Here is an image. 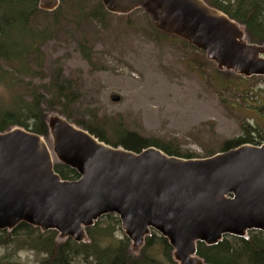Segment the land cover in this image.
Returning <instances> with one entry per match:
<instances>
[{"label":"water","instance_id":"95a60500","mask_svg":"<svg viewBox=\"0 0 264 264\" xmlns=\"http://www.w3.org/2000/svg\"><path fill=\"white\" fill-rule=\"evenodd\" d=\"M68 1L39 0L38 8L53 13ZM100 1L116 16L144 9L158 31L204 52L219 71L264 77V45L250 44L235 20L204 0ZM47 125L52 149L31 130L0 132V232L26 224L81 244L89 241L87 229L116 215L133 251L155 231L178 264H204L199 244L264 233V144L184 159L155 147H113L59 115ZM54 157L79 178L62 180Z\"/></svg>","mask_w":264,"mask_h":264},{"label":"rangeland","instance_id":"374dc122","mask_svg":"<svg viewBox=\"0 0 264 264\" xmlns=\"http://www.w3.org/2000/svg\"><path fill=\"white\" fill-rule=\"evenodd\" d=\"M96 11L97 0H84L62 6L57 19L33 18L34 30L46 31L49 39L40 59L29 61V76L0 65L1 125L7 126L4 112L26 115L36 99L47 120L61 111L70 122L96 119L112 143L121 124L196 159L221 153L226 142L242 137L243 125L256 129L257 141L264 137V77L219 71L204 52L158 31L144 9L126 16L104 9L95 17ZM58 75L72 97L66 109L53 103L50 84ZM112 95L121 100L112 102ZM113 233L125 236L121 225ZM42 259L37 251L0 248V264H40ZM75 264L87 263L80 258Z\"/></svg>","mask_w":264,"mask_h":264},{"label":"trees","instance_id":"16d2710c","mask_svg":"<svg viewBox=\"0 0 264 264\" xmlns=\"http://www.w3.org/2000/svg\"><path fill=\"white\" fill-rule=\"evenodd\" d=\"M38 1L0 0V65L7 64L11 72L18 75L29 76V61L40 59V49L49 39L46 31L34 30L32 27L33 18L37 14H46L57 19L62 6L71 2L81 3L84 0L62 2L59 9L53 13L40 11ZM97 1L99 11L101 14L105 13L101 1ZM204 1L210 7L222 11L235 20L244 29L246 40L250 44L264 45V0ZM99 11L95 12V17L100 14ZM183 42L191 46L187 42ZM60 81L58 75L50 84V87L55 90L53 103L56 104V107L64 105L63 109H66L71 104L72 97L64 89L66 85H62ZM20 111L19 114L16 110L4 112L3 119L6 120L7 126L0 124V132H8L14 127L31 130L33 133L43 136L51 148L47 117L44 111L40 110L38 101L36 99L32 101L26 110V115ZM54 112H57V108ZM59 115L69 122L71 121V117L67 116L65 111L59 112ZM31 121L34 122L32 125L29 123ZM96 122V119L88 122L83 118L70 123L88 131L100 141L113 147H121L135 153L155 147L171 156L196 159L192 155H183L172 151L156 141L146 140L121 128V124L114 133L116 142L112 143L106 138L104 124L97 125ZM242 129L244 133L242 137L226 142L222 152L244 144L260 146L264 142V137H260V141L254 140L257 132L254 127L243 125ZM54 170L62 180L74 181L79 178L76 171L56 160L54 161ZM120 225V220L116 215H107L92 228L86 230L89 241L78 244L72 239H59V234L56 231L43 233L37 228L21 224L11 232H0V248L14 245L20 250L37 251L43 255L40 264H75L76 260L80 258L87 264H178L173 258V250L168 241L157 232L153 231L151 236L146 238L143 248L136 252L133 251L132 243L126 236L115 237L113 228ZM197 251V256L204 264H264V233L252 231L245 238L226 236L222 242L212 247L199 244Z\"/></svg>","mask_w":264,"mask_h":264},{"label":"flooded vegetation","instance_id":"af4514ba","mask_svg":"<svg viewBox=\"0 0 264 264\" xmlns=\"http://www.w3.org/2000/svg\"><path fill=\"white\" fill-rule=\"evenodd\" d=\"M254 140H256V139H254ZM257 141V140H256ZM264 143V142H263Z\"/></svg>","mask_w":264,"mask_h":264}]
</instances>
